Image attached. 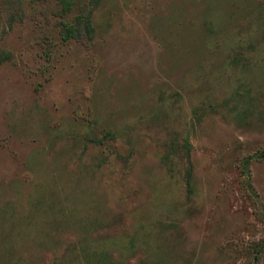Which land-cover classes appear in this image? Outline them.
Listing matches in <instances>:
<instances>
[{
	"label": "rangeland",
	"instance_id": "1",
	"mask_svg": "<svg viewBox=\"0 0 264 264\" xmlns=\"http://www.w3.org/2000/svg\"><path fill=\"white\" fill-rule=\"evenodd\" d=\"M71 1L0 0V264H264V0Z\"/></svg>",
	"mask_w": 264,
	"mask_h": 264
},
{
	"label": "trees",
	"instance_id": "2",
	"mask_svg": "<svg viewBox=\"0 0 264 264\" xmlns=\"http://www.w3.org/2000/svg\"><path fill=\"white\" fill-rule=\"evenodd\" d=\"M60 6H62V11L67 12L73 8V2L71 0H59ZM84 28L86 29L87 33L90 34L92 32V21L91 17H87L84 21ZM63 32H65V38L66 39H71L74 38L76 35L75 32L73 31L72 27L64 28ZM5 54H0V57H4ZM3 58H0V63L3 61ZM249 161H245V166H247ZM250 189V185H248Z\"/></svg>",
	"mask_w": 264,
	"mask_h": 264
}]
</instances>
